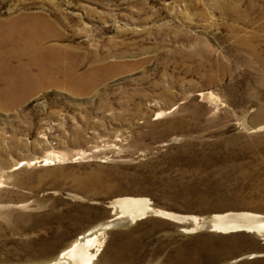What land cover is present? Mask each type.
<instances>
[{"label":"rangeland","instance_id":"obj_1","mask_svg":"<svg viewBox=\"0 0 264 264\" xmlns=\"http://www.w3.org/2000/svg\"><path fill=\"white\" fill-rule=\"evenodd\" d=\"M123 199L91 264H264V0H0V264Z\"/></svg>","mask_w":264,"mask_h":264},{"label":"bare ground","instance_id":"obj_2","mask_svg":"<svg viewBox=\"0 0 264 264\" xmlns=\"http://www.w3.org/2000/svg\"><path fill=\"white\" fill-rule=\"evenodd\" d=\"M112 206L115 212L110 219L88 229L83 237L77 239L71 246L62 250L54 259L36 264H91L93 255L90 252V248L94 245L95 239L99 233L106 231L109 227L131 222V220L129 221L130 218H133L137 214H145L146 208H149L148 205H145V203L139 199L119 200L113 202ZM262 216H247L238 222L225 221L223 223L219 222V219L221 218L217 217L210 220H204L199 224L203 229H208L210 231L231 232L245 229L249 232H256L258 229L264 228V217ZM225 227H229V229H225Z\"/></svg>","mask_w":264,"mask_h":264}]
</instances>
